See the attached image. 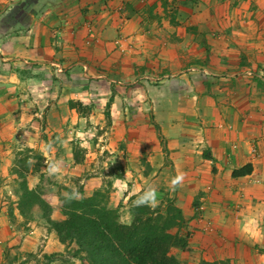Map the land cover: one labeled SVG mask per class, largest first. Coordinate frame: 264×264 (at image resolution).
Returning <instances> with one entry per match:
<instances>
[{
    "label": "crops",
    "instance_id": "crops-1",
    "mask_svg": "<svg viewBox=\"0 0 264 264\" xmlns=\"http://www.w3.org/2000/svg\"><path fill=\"white\" fill-rule=\"evenodd\" d=\"M147 1L149 19L142 0H0V54L52 65L63 57L56 44L87 43L91 26L92 45L72 55L71 66L84 70L85 60L94 68L120 56L113 50L123 45L125 64L130 57L140 65L130 67V79L141 77L143 94L128 102L130 136H119L130 140L120 149L130 160V200L153 191L159 203L173 187L169 197L184 225L179 235L190 251L180 252L185 264H264V0H158L163 10L175 6L174 18ZM129 2L130 18L120 16ZM151 59L159 66L147 68ZM246 165L249 175L232 176ZM44 226L28 224L20 246L11 240L15 233L0 229V264H18V250H52L53 233Z\"/></svg>",
    "mask_w": 264,
    "mask_h": 264
},
{
    "label": "rangeland",
    "instance_id": "rangeland-1",
    "mask_svg": "<svg viewBox=\"0 0 264 264\" xmlns=\"http://www.w3.org/2000/svg\"><path fill=\"white\" fill-rule=\"evenodd\" d=\"M142 1L145 6L141 12L149 19L146 10L149 8L146 6L148 1ZM158 2H155V13L164 17L167 12L169 17L174 18L175 6L167 5L168 9L163 10V5ZM16 7L12 8V13ZM120 16L130 18V2L122 8ZM90 29L88 42L84 46H76V39L70 38L65 41L68 43L66 45L56 44V54L60 51L63 57L51 62L52 65L30 63L28 60L4 61L0 54V104H4L0 105V229L4 227L7 232L15 233L11 240L15 239L19 246L22 232L29 229L28 224L45 225V212L53 220L57 216H61L60 220L65 218L60 213V199L79 200L99 193L101 206L106 205L117 211L118 222L128 225L131 209L137 206L135 202L140 198L151 200L150 197H153L152 191L130 200V160L125 153H120V149L130 148V140H120L119 137L124 133L130 136V99H143L142 84L137 81L141 77L130 79V67L134 69L140 65L130 57L126 65L123 56L125 50L123 45H119L113 52L119 50L117 54L120 56L107 57L100 64L96 61L94 68L91 61L86 63L85 60L86 69H74L71 65L77 60L72 59V55L92 45L91 26ZM217 30L220 32L222 29ZM202 31L199 29V34ZM208 33L210 37L212 34L217 36L214 30ZM145 63L147 68H155L159 66V59ZM260 78L264 85V74ZM114 101H122V104L115 108ZM150 120L155 129L153 132L159 136L160 131L152 115ZM172 174L167 171V175ZM172 188L169 187L166 196L154 206L150 203L141 205L170 215L173 212L170 209L177 208L174 199L169 197ZM22 195L25 197L21 198ZM28 201L33 205L28 204V208L24 205L22 209L26 214L22 216L19 205ZM38 201L41 202L39 206ZM47 226L44 227L52 231L55 247L47 249V253L42 252L40 246L31 254L15 251L20 256L15 262L59 264V261H63L73 264L72 258H76L78 264H83L75 255L76 245H62L56 233ZM181 227H178L176 234L179 235ZM186 249L187 246L183 250L173 247L169 256L179 264H185L179 255L184 250L189 251V248ZM6 251L9 259H12L10 249ZM200 264L226 263L202 261Z\"/></svg>",
    "mask_w": 264,
    "mask_h": 264
},
{
    "label": "trees",
    "instance_id": "trees-1",
    "mask_svg": "<svg viewBox=\"0 0 264 264\" xmlns=\"http://www.w3.org/2000/svg\"><path fill=\"white\" fill-rule=\"evenodd\" d=\"M251 171V165H246L232 176H246ZM23 189L27 193L25 185ZM100 196L94 193L79 200L60 199V213L65 217L62 220L43 214L62 245H76L75 255L83 264H179L169 256L173 247L183 250L187 246L186 239L171 233L183 225L179 209L174 207L170 215H163L146 205L135 206L131 223L123 225L118 222L117 211L101 206ZM28 204L33 205L31 201L19 205L22 216L26 214L22 207L28 208Z\"/></svg>",
    "mask_w": 264,
    "mask_h": 264
},
{
    "label": "clouds",
    "instance_id": "clouds-1",
    "mask_svg": "<svg viewBox=\"0 0 264 264\" xmlns=\"http://www.w3.org/2000/svg\"><path fill=\"white\" fill-rule=\"evenodd\" d=\"M176 183H177V180L174 179V180L172 181V184L175 185ZM77 195H78V194H77ZM145 203H150L152 206H154L155 203H156L154 196H153V198H152L151 200H146V199H144V198H140L138 201L135 202V204H136L137 206H139V205H141V204H145Z\"/></svg>",
    "mask_w": 264,
    "mask_h": 264
}]
</instances>
